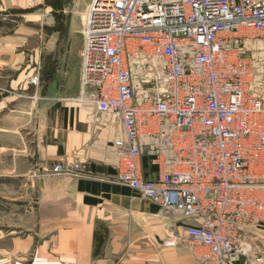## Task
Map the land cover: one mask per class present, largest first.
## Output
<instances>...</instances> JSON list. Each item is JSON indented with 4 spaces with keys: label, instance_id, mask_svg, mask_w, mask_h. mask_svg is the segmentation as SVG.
Listing matches in <instances>:
<instances>
[{
    "label": "built area",
    "instance_id": "built-area-1",
    "mask_svg": "<svg viewBox=\"0 0 264 264\" xmlns=\"http://www.w3.org/2000/svg\"><path fill=\"white\" fill-rule=\"evenodd\" d=\"M249 34L262 36L261 50ZM79 55L75 99L119 114L126 130L115 181L195 218L186 236L203 264L253 255L250 227L264 226V96L254 83L264 0H91ZM75 166L37 176L86 174Z\"/></svg>",
    "mask_w": 264,
    "mask_h": 264
},
{
    "label": "crops",
    "instance_id": "crops-1",
    "mask_svg": "<svg viewBox=\"0 0 264 264\" xmlns=\"http://www.w3.org/2000/svg\"><path fill=\"white\" fill-rule=\"evenodd\" d=\"M44 4L0 0V14L36 16ZM36 34L42 27L19 23L0 36V264H203L186 236L195 218L180 219L115 181L121 117L75 99L84 34L77 56L56 57L49 81L40 67L47 57L29 48ZM143 157L153 177L156 167ZM57 163L86 174L37 176ZM250 231L256 252L231 264H264V226ZM173 235L178 244L165 245Z\"/></svg>",
    "mask_w": 264,
    "mask_h": 264
},
{
    "label": "rangeland",
    "instance_id": "rangeland-1",
    "mask_svg": "<svg viewBox=\"0 0 264 264\" xmlns=\"http://www.w3.org/2000/svg\"><path fill=\"white\" fill-rule=\"evenodd\" d=\"M55 0H45L42 9H37L38 15H19L13 12L0 14V36L10 32L19 23L36 24L38 29L42 27V35L36 34L29 39V48L38 47L34 53L45 56V62L41 64L43 76L49 81L58 65L57 56L78 55L83 37V22L85 21L88 6L91 0H64V4L53 5ZM32 12L33 10H29ZM28 12V13H30ZM35 13V12H34ZM255 41L253 48L261 50L263 47L262 36L249 34ZM242 45L248 46V41L240 40ZM253 42V41H251ZM30 51V50H29ZM40 70V71H41ZM59 76L56 75V86L60 85ZM258 94L264 96L263 68L259 67L258 77L254 81Z\"/></svg>",
    "mask_w": 264,
    "mask_h": 264
},
{
    "label": "trees",
    "instance_id": "trees-1",
    "mask_svg": "<svg viewBox=\"0 0 264 264\" xmlns=\"http://www.w3.org/2000/svg\"><path fill=\"white\" fill-rule=\"evenodd\" d=\"M52 4L53 5L64 4V0H55V2Z\"/></svg>",
    "mask_w": 264,
    "mask_h": 264
}]
</instances>
